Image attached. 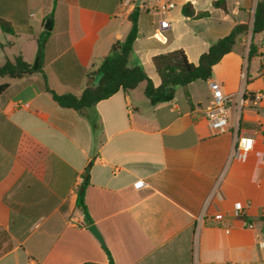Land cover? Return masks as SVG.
<instances>
[{
	"label": "crops",
	"instance_id": "1",
	"mask_svg": "<svg viewBox=\"0 0 264 264\" xmlns=\"http://www.w3.org/2000/svg\"><path fill=\"white\" fill-rule=\"evenodd\" d=\"M137 1L27 0L32 33L0 32V62L20 55L31 63L50 18L43 74L56 94L79 95L83 83H61L53 62L71 50L92 69L125 38L138 7L140 32L127 65L141 66L157 87L154 56L180 49L197 64L235 24H251L258 0H225V10L213 7L215 0H169L171 9L164 0ZM185 3L208 15L184 17ZM22 37L31 38L28 57L22 43L16 46ZM250 44L256 55L248 60ZM39 81H9L0 95V264H107L106 250L113 264H264V99L244 103L239 116L233 101L224 133H214L202 114L208 81L225 94L264 92V32L238 35L211 78L187 86L188 100L174 87L170 101L151 104L141 83L80 113L57 106ZM236 129L253 147L233 157ZM87 167L84 204L104 247L76 207ZM206 200L207 215L223 218L196 228Z\"/></svg>",
	"mask_w": 264,
	"mask_h": 264
},
{
	"label": "trees",
	"instance_id": "2",
	"mask_svg": "<svg viewBox=\"0 0 264 264\" xmlns=\"http://www.w3.org/2000/svg\"><path fill=\"white\" fill-rule=\"evenodd\" d=\"M26 2L27 0H0V32L2 34L19 36L32 33L28 23ZM54 2L55 0H53ZM212 5L225 10V0H215ZM181 12L188 19L208 15V13H195L190 3H185ZM139 15V8L135 7L128 15L130 29L125 38L116 41L111 46L109 55L100 59L92 69L85 70L71 50L53 62L54 72L61 83L71 86L83 83L79 95L56 94L49 88L43 74L45 47L49 37V31L46 30H42L36 38V52L31 63L25 62L20 55H17L12 60L7 59L0 65V80L5 79L4 82L0 81V95L9 87V81L37 75L40 77V81L37 83L39 89L49 93L57 106L73 109L80 113L118 91L128 93L141 83H144L143 95L151 104L170 101L173 98L174 87L184 88V96L188 100L187 86L196 80H209L212 76L213 66L232 50L238 35L250 34L253 38L264 32V0H258L254 7L251 24H235L227 35L208 46L207 50L199 56L197 64L188 62L184 51L180 49L154 56L152 63L160 78L159 86L154 87L141 66L129 67L127 65L131 53L137 47V35L140 32ZM0 47H3L1 42ZM255 55L256 47L250 44L247 59L249 60ZM87 185L88 167L85 170V177L78 187L76 207L83 213L85 224L89 225L92 224V220L84 204V190ZM106 253L107 264H113L107 250Z\"/></svg>",
	"mask_w": 264,
	"mask_h": 264
},
{
	"label": "built area",
	"instance_id": "3",
	"mask_svg": "<svg viewBox=\"0 0 264 264\" xmlns=\"http://www.w3.org/2000/svg\"><path fill=\"white\" fill-rule=\"evenodd\" d=\"M165 9H171L174 7V4L169 0H164ZM161 27H166L167 22H161ZM209 88L211 90V99L203 110L202 114L206 119L208 126L214 133H224L228 131V121L230 117V107L233 101L236 102L237 113H239L244 105V103L259 101L264 99V92L259 91L253 94H246L244 89L241 87L235 94H225L222 92L220 86L212 81H208ZM253 139L251 137L243 136L238 133L236 129L233 133L232 138V150L231 156L238 157L243 153H248L252 150ZM207 202L205 201L199 213L195 216V225L196 228L206 220L220 221L222 220V214L216 213L212 216H208L207 211ZM242 214V210L234 208L231 211V215L239 217ZM246 227H251V224L245 222ZM260 247H264V243L259 244Z\"/></svg>",
	"mask_w": 264,
	"mask_h": 264
},
{
	"label": "water",
	"instance_id": "4",
	"mask_svg": "<svg viewBox=\"0 0 264 264\" xmlns=\"http://www.w3.org/2000/svg\"><path fill=\"white\" fill-rule=\"evenodd\" d=\"M138 3H139V0L137 1L136 5H138ZM51 23H52V20L50 18L46 19L43 25V29L46 31H49L51 29ZM84 223H86V221H84ZM87 230L99 242V244L102 247H104L103 237L101 233L99 232V230L97 229V227L94 224H89L87 225Z\"/></svg>",
	"mask_w": 264,
	"mask_h": 264
},
{
	"label": "rangeland",
	"instance_id": "5",
	"mask_svg": "<svg viewBox=\"0 0 264 264\" xmlns=\"http://www.w3.org/2000/svg\"><path fill=\"white\" fill-rule=\"evenodd\" d=\"M32 26H33V33L36 35V33L38 31V27L37 26H34V24ZM20 43H22V46L24 47L25 57H28V55H26V51L29 50V48L31 46V38L30 37H22V39H20V40L18 39V41H16V46L20 45ZM0 53L2 54L1 51H0ZM0 63H3V61L0 62ZM261 252L264 253V250H261Z\"/></svg>",
	"mask_w": 264,
	"mask_h": 264
}]
</instances>
